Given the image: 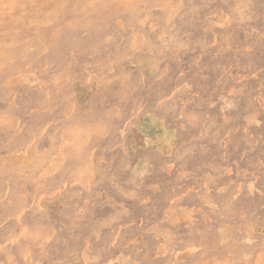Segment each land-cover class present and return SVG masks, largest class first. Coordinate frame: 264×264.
Masks as SVG:
<instances>
[{
	"label": "rangeland",
	"instance_id": "obj_1",
	"mask_svg": "<svg viewBox=\"0 0 264 264\" xmlns=\"http://www.w3.org/2000/svg\"><path fill=\"white\" fill-rule=\"evenodd\" d=\"M0 264H264V0H0Z\"/></svg>",
	"mask_w": 264,
	"mask_h": 264
},
{
	"label": "bare ground",
	"instance_id": "obj_2",
	"mask_svg": "<svg viewBox=\"0 0 264 264\" xmlns=\"http://www.w3.org/2000/svg\"><path fill=\"white\" fill-rule=\"evenodd\" d=\"M8 4V3H7Z\"/></svg>",
	"mask_w": 264,
	"mask_h": 264
}]
</instances>
